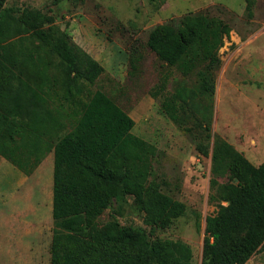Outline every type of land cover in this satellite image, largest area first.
Instances as JSON below:
<instances>
[{
    "label": "trees",
    "instance_id": "1",
    "mask_svg": "<svg viewBox=\"0 0 264 264\" xmlns=\"http://www.w3.org/2000/svg\"><path fill=\"white\" fill-rule=\"evenodd\" d=\"M6 2L0 0V156L31 175L54 153L51 264H194L192 249L182 241H152L117 219L100 225L105 211L127 196L145 214V223L160 230L183 216L186 205L150 181L156 150L133 134L135 121L106 93L96 91L81 101L75 128L60 135L73 83L94 84L105 69L67 34L49 26L52 18L28 10L15 18ZM246 3L251 16L255 0ZM231 31L222 20L190 14L177 25H158L149 35L148 47L169 67L187 74L206 63L196 88L179 87L162 103L163 112L185 131H190L184 124L188 106L197 108L196 99L215 93L213 72ZM20 33L32 35L40 47L35 52L15 47L10 38ZM55 58L66 74L64 103L59 104L58 79L47 74ZM160 89L165 91L166 80ZM202 147L200 153L207 156L208 147ZM212 162L215 197L227 205L220 204L206 219L201 264H247L264 248V164L254 166L219 137ZM218 178L227 181L221 184Z\"/></svg>",
    "mask_w": 264,
    "mask_h": 264
},
{
    "label": "rangeland",
    "instance_id": "2",
    "mask_svg": "<svg viewBox=\"0 0 264 264\" xmlns=\"http://www.w3.org/2000/svg\"><path fill=\"white\" fill-rule=\"evenodd\" d=\"M246 6V0H7L5 8H13L15 18L24 10L52 18L49 26L67 34L105 69L94 84L73 83V101L65 104V87L61 84L66 78L64 65L60 58L53 59L47 74L58 79L60 97L56 102L64 103L63 112L69 115L62 118L66 128L60 135L75 128L82 111L81 101H89L96 91L106 93L135 121L133 134L156 150L150 181L156 182L164 194L186 205L183 216L168 229L160 230L145 223V214L134 198L127 196L105 211L100 225L117 219L124 227L144 231L152 241H182L192 249L193 263H202L206 219L217 213L220 204L227 205L216 199V189L211 184L215 139L227 141L254 166L264 164V0H255L251 16ZM190 14L222 20L232 31L219 52L221 64L213 72L215 93L199 97L195 100L197 108L190 105L185 110L188 132L169 119L162 103L179 87L196 88L198 73L206 63L199 62L194 70L184 74L178 67L162 62L147 42L158 25H177ZM10 41L31 52L41 45L32 35L23 33L13 34ZM39 53L44 56V51ZM165 80L162 93L160 88ZM154 93L159 95L153 97ZM199 146L208 147L207 156L200 153ZM51 163L45 164L51 167ZM6 164L7 168L0 165L1 173L8 168L16 170ZM226 181L218 178L221 184ZM10 187L8 182L6 188ZM29 219L33 221V214ZM51 223L47 231L42 228V234L38 233L41 255L34 254L33 249L25 256L4 251L0 252V264H51L53 219ZM10 227L8 232L13 228ZM14 230L4 233L3 238L9 237L12 245L17 246ZM32 232L29 237L33 241ZM247 264H264V248Z\"/></svg>",
    "mask_w": 264,
    "mask_h": 264
},
{
    "label": "crops",
    "instance_id": "3",
    "mask_svg": "<svg viewBox=\"0 0 264 264\" xmlns=\"http://www.w3.org/2000/svg\"><path fill=\"white\" fill-rule=\"evenodd\" d=\"M46 161H52L51 167L45 164ZM7 162L0 156V165L7 168ZM14 168L16 170L8 168L0 172V252L9 254L16 251L25 256L24 253H31L33 249L34 254L39 252L41 255L42 241L39 234H42V228L46 230L53 224L54 153H48L31 175ZM8 182L11 185L9 189L6 188ZM32 214L33 221L29 219ZM10 226L13 227L11 230L15 229L17 246L12 245L9 237L3 238L4 233H11V230H7ZM31 232L34 233L33 241L29 237ZM29 239L30 243L25 245Z\"/></svg>",
    "mask_w": 264,
    "mask_h": 264
}]
</instances>
